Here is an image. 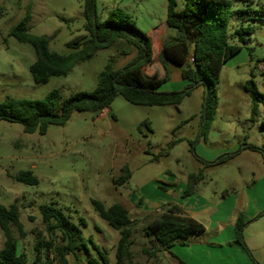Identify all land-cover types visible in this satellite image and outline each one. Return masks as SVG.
I'll list each match as a JSON object with an SVG mask.
<instances>
[{
  "label": "rangeland",
  "instance_id": "374dc122",
  "mask_svg": "<svg viewBox=\"0 0 264 264\" xmlns=\"http://www.w3.org/2000/svg\"><path fill=\"white\" fill-rule=\"evenodd\" d=\"M232 2L230 32L241 26H252L254 33L247 45L224 63L217 87L219 104L205 135L200 134L203 87L195 88L177 106H139L118 95L110 109H105L107 113L103 117L99 112H75L64 126H49L44 135L29 134L20 124L0 121V204L20 206V221L26 234L21 238L17 228L12 229L20 249L29 256L28 264L35 258L34 246L39 232L45 239L52 237L56 244L60 243L58 232L50 235L46 231L39 210L41 205L63 209L76 224L82 217L86 223L80 226L82 237L89 249L102 264L92 241L110 264H116L120 233L99 216L91 202L93 199L106 207L120 203L129 211L134 221L133 264L164 262V252L152 258L143 252L155 247L145 230L162 207L159 211H143L139 198L143 196L153 202L169 197L171 185L185 186L187 176L200 170L205 180L191 200H202L212 210L218 207L219 216L213 220L221 214L230 217L242 214L245 222L251 221L244 237L246 243L255 247L250 248L255 259L264 264L262 154L243 150L224 164L205 166L191 151L193 147L201 159L211 162L246 144L264 149V105L260 104L258 115L252 120V100L245 88L246 82L253 78L264 94V0ZM166 5V0H97V12L101 20L118 9L129 13L138 28L152 37L157 55L159 47L169 44L177 35V31L166 24ZM184 6L185 0H178L177 10ZM28 11L30 33L48 38L53 52L69 54L68 45L86 36L84 0H0V103L7 97L43 100L55 89L64 99L77 92H92L108 63L116 70L135 56V50L126 46L106 48L78 64L68 75L54 76L47 83L36 84L29 70L36 61L34 47L9 37V32ZM170 69V78L159 89L164 92L183 90L187 82L182 80L179 68L171 64ZM146 122L149 127L143 125ZM125 165L130 168L132 177L126 185L115 186L113 180ZM26 170L33 171L39 180L37 185L15 179L19 172ZM211 214L210 210L204 221L206 226ZM258 215L261 216L255 219ZM214 231L192 237L186 246L189 254L194 257L200 250L203 255L198 257L204 264H240L235 255L220 261L221 251L218 252L220 247ZM233 241L223 245L235 247L231 245ZM4 242L0 228V249ZM194 245L202 248H192ZM236 249L243 257L242 263L245 259L248 264H254L245 251ZM78 257L82 259L84 253ZM69 264L87 263L70 257Z\"/></svg>",
  "mask_w": 264,
  "mask_h": 264
},
{
  "label": "trees",
  "instance_id": "16d2710c",
  "mask_svg": "<svg viewBox=\"0 0 264 264\" xmlns=\"http://www.w3.org/2000/svg\"><path fill=\"white\" fill-rule=\"evenodd\" d=\"M166 2V24L175 29L177 35L169 44L160 46L157 55L152 37L138 28L129 13L118 9L112 11L105 20H101L97 12V0H84L86 36L68 45L71 49L69 54L51 51L48 38L30 33L31 15L28 11L9 32V37L34 47L36 61L29 70L36 84L47 83L54 76L68 75L78 64L92 59L106 48L122 45L134 49L136 53L131 61L119 69H113L108 63L100 73L96 88L92 92H77L65 99L57 89L49 92L43 100L7 97L0 103V121L20 124L24 132L29 134L37 132L44 135L49 126H64L75 112L98 113L110 109L118 95L139 106H177L195 88L203 87L200 134L205 135L219 104L217 87L224 63L239 53L243 45H247L254 28L241 26L230 32L232 0H185L182 10H177L178 0ZM249 53L252 57L250 48ZM171 64L180 69V75L187 85L181 91L164 92L159 88L170 78ZM245 88L252 100L251 119L255 120L260 104L264 105V94L259 91L253 78L246 82ZM143 125L149 127L147 122ZM262 128L264 129V121ZM243 150L259 151L264 162V149L251 144H246L236 152L223 154L211 162L204 161L193 147L191 149L193 155L205 166L224 164ZM131 177L132 172L125 165L113 183L115 186H124ZM15 179L27 185L39 183L31 170L19 172ZM204 180L203 170L190 173L181 198L194 195L198 185ZM91 202L99 216L120 233L115 254L116 264H133L131 238L134 221L127 208L120 203L106 207L98 200L93 199ZM39 210L46 224V231L50 235L58 232L60 243L56 244L52 237L45 239L39 232L32 264H69V258L77 257L78 251H84L90 256L87 242L82 237L80 226H86L82 217L79 218V224H76L71 215L54 205H41ZM250 222H245L242 214L237 216L234 224L235 239L231 245L240 246L254 264H260L244 237L245 228ZM13 227L17 228L21 238L25 236L20 221V206L17 203L9 207L0 204V228L5 236V242L0 249V264H28L29 256L20 249ZM204 231L205 226L201 222L190 217L175 202H168L148 222L145 234L151 238L155 247L144 249L143 252L151 258L162 252H168L177 258L170 249ZM91 244L98 252L102 264H110L96 244L92 241ZM179 262L186 264L180 259ZM89 264L101 263L97 258H89Z\"/></svg>",
  "mask_w": 264,
  "mask_h": 264
},
{
  "label": "crops",
  "instance_id": "0c3cea01",
  "mask_svg": "<svg viewBox=\"0 0 264 264\" xmlns=\"http://www.w3.org/2000/svg\"><path fill=\"white\" fill-rule=\"evenodd\" d=\"M233 57H231V58H233ZM250 58H251V56H250ZM178 72L180 74V69H178ZM107 110H109V109H107ZM199 185L197 187L196 193L190 197H187V198H181V194H183L184 190L186 189V185L183 187H177L176 185H171L170 190L168 192L169 197L168 196L160 197L159 199H157L156 201H153V202H151V201L149 202L146 199H144L143 196H141V198H139V199H141L143 202L142 210L149 212L150 210L156 209L157 211H159L164 204L171 202V201L175 202L177 205L182 207L190 217L196 219L197 221L201 222L205 226V231L200 235L206 234V232L208 230H211V229L215 230L214 232L216 235V241L220 247L218 252L221 251L220 255H218V254L217 255L219 257H222V259H220V261L226 260V258H228V257L231 258L232 256L235 255V257H237L239 259L240 264H248L245 259L242 263L243 257L241 255V253H239V251H237L238 249H236V248H239L240 250H243L240 246L232 247V246H227L226 244H225V246L223 245L224 243L229 244L231 241H233L235 239L234 224H235V220H236L237 216L234 215V216L230 217L229 214L227 216H224L221 214L220 215L221 217L215 218L213 220L212 219L213 217L219 216L220 211L218 210V207L216 209L212 210L211 207L208 206V204L206 202H203L202 200L197 199L196 202H193L191 200L192 198L197 196ZM174 191H178V194H179L178 198H174L172 196V193ZM229 198H227V199H229ZM210 210L212 211V214H211V216L208 217L209 225L206 226L204 221H205L207 215H209ZM225 217H227V218H225ZM200 235H194V236L199 237ZM194 236L189 237L183 243L175 244L170 249V251L174 255H176L177 258L172 256L168 252H164L163 258L165 259V261L161 262L160 264H180L179 259L184 261L186 264H204L203 261H201V259L198 257L200 255H203V253H201L200 250H198L195 253L196 256L194 255V257H192L193 254H191V253L189 254V251L187 250L186 246H189L188 242L191 241L190 239ZM247 244H248L249 248L255 249L254 246H252V247L250 246L248 241H247ZM194 247L195 248H200V247L202 248V246H200V245L192 246V248H194ZM192 248H189V250H191ZM81 253H84V257L82 259L84 260V263H87V264H89V258H97L96 254L93 253L91 250H90V253H91L90 256L86 255V253L84 251H78L76 258H78V260H80V261H82V259L80 257H78V255H80Z\"/></svg>",
  "mask_w": 264,
  "mask_h": 264
},
{
  "label": "built area",
  "instance_id": "2783aa9c",
  "mask_svg": "<svg viewBox=\"0 0 264 264\" xmlns=\"http://www.w3.org/2000/svg\"><path fill=\"white\" fill-rule=\"evenodd\" d=\"M107 112H105V109L102 110L101 112H99V116L100 117H103L104 115H106Z\"/></svg>",
  "mask_w": 264,
  "mask_h": 264
},
{
  "label": "water",
  "instance_id": "95a60500",
  "mask_svg": "<svg viewBox=\"0 0 264 264\" xmlns=\"http://www.w3.org/2000/svg\"><path fill=\"white\" fill-rule=\"evenodd\" d=\"M147 132H149L148 130H147ZM150 133V132H149ZM172 196L174 197V198H178L179 197V194L177 193V192H173L172 193Z\"/></svg>",
  "mask_w": 264,
  "mask_h": 264
}]
</instances>
